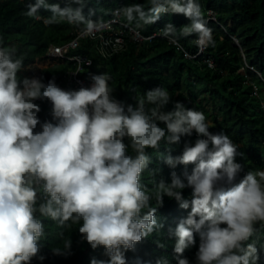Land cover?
I'll list each match as a JSON object with an SVG mask.
<instances>
[{
  "label": "clouds",
  "instance_id": "obj_1",
  "mask_svg": "<svg viewBox=\"0 0 264 264\" xmlns=\"http://www.w3.org/2000/svg\"><path fill=\"white\" fill-rule=\"evenodd\" d=\"M73 2L79 7L61 8L47 0H35L28 4L25 15L43 19L46 26L65 21L83 26L79 34L92 38L110 29L107 20L117 18L113 38L117 31H123V47L110 53L98 40L81 38L80 46L68 52L71 56H83L78 49L85 40L98 43L104 55L112 56L126 49L129 37L139 43L167 38L170 44L183 49L171 23L148 36L130 25L133 21H138L137 27L140 22L154 24L165 13L181 14L190 21L181 34H196L198 51L186 53L187 57L194 59L216 43L207 26L208 21H216V15L209 11L207 21L197 0H150L147 10L133 4L95 21L90 18L91 10L87 17L83 12L86 0ZM41 8L50 16L42 17ZM131 29L146 39L135 40ZM79 34L63 44H50L47 49V57L73 64L58 83L55 79L47 83L41 78L18 79L22 59L16 57L14 48L0 46V264H31L34 257L45 259L38 255L44 225L36 218L37 211L60 225L69 221L79 224L78 232L92 249L103 246L109 261L93 258L91 264H126L125 251L134 249L158 226L157 208L150 206L152 197L140 182L150 162L146 149H159L162 141L179 143L182 136L193 132L197 135L194 145L186 143L181 156L168 155L164 161L173 169L178 164L195 167L191 173L185 170L183 178L173 171L171 183L161 180L155 189L159 205L166 195L175 198L182 209H191L173 233L177 264H190L189 259L181 257L195 245L194 234L199 235L196 264H257V248L245 242L254 234L255 225L264 223V170L250 171L233 185L242 171L235 160L238 145L226 134L211 133L201 111L188 109L180 102L172 111H163L171 100L164 88L148 90L135 107L113 97L111 78L106 74L93 76L90 87L60 88L64 75L76 66L67 58L51 55V49L69 44ZM83 57L85 68L90 62ZM208 61H213L212 67ZM204 62L210 68L215 66L213 58ZM36 100L51 102L56 123H41ZM38 124L42 130L34 132ZM129 148L135 155L129 154ZM225 184L233 186L225 188ZM38 186H42L47 200L37 209ZM186 187L192 189L190 200L180 191ZM146 208L148 211L143 212ZM70 247L66 243L65 251L53 252L65 254ZM157 264L168 261L161 258Z\"/></svg>",
  "mask_w": 264,
  "mask_h": 264
},
{
  "label": "trees",
  "instance_id": "obj_2",
  "mask_svg": "<svg viewBox=\"0 0 264 264\" xmlns=\"http://www.w3.org/2000/svg\"><path fill=\"white\" fill-rule=\"evenodd\" d=\"M34 2L0 0V46L14 48L16 57L22 59L23 68L18 73V79L41 78L44 83L55 79L58 83L73 64L47 57V49L50 44H63L71 40L80 33L83 26L77 27L66 21L46 26L43 19L37 20L25 15L28 4ZM47 2L59 4L61 8L79 7L73 0ZM197 2L207 21L209 11L216 15V21L210 20L207 25L212 29L215 46L208 47L202 55L194 59L186 55L198 51L196 34L187 37L181 34L182 27L190 21L181 14L165 13L154 24L143 25L140 22L137 27L138 21H133L130 25L148 36L171 23L176 27L175 37L183 49L170 44L167 38L156 37L139 43L129 37L125 50L108 56L104 55L98 43L85 40L78 52L90 63L85 65L81 76L92 84L93 76L108 75L111 78L109 84L113 89V97L125 105L135 107L148 90L161 87L168 91L171 98L163 111H172L174 104L180 102L188 109L203 112L211 126V133L226 134L238 145L235 160L242 165V171L233 181L234 185L248 172L264 170V0ZM133 4L143 5L145 10L151 6L150 0H86L83 12L87 17L91 10L93 14L90 18L95 21L106 19L115 10ZM39 14L48 17L51 13L41 8ZM232 37L239 41V45H234ZM243 53L246 56L244 61L241 56ZM208 57L214 59V68L204 62ZM254 89L257 94L253 93ZM34 103L40 106L41 111L37 115L41 123L57 122L53 119L50 101L36 100ZM151 107L146 105V108ZM160 126L164 127L162 123ZM41 130L38 124L34 132ZM196 139L197 135L193 132L191 136H182L179 143L162 141L159 149H146L150 162L142 172L140 182L152 197L150 206L157 208L158 226L137 243L134 249L125 251L126 264H157L161 258L166 259L168 264H177V254L174 252L176 238L173 233L179 221L186 218L191 209H182L175 198L166 195L163 204L159 205L155 189L161 180L171 183L173 171L181 178L185 170L191 173L194 164H178L173 169L165 163L164 157L181 156L185 144L194 145ZM128 152L135 155L131 148ZM233 185L225 184L223 187ZM180 191L183 198L191 199L190 187ZM46 200L47 194L43 192L42 186H38L37 209ZM147 211V208L143 210ZM35 215L44 225L38 255L45 259L41 261L34 257L31 264H91L93 258L109 261L103 246L92 249L82 239L78 232L79 224L69 221L60 225L39 211ZM194 238L195 245L186 249L181 257L189 259L190 264H196L199 247V235L194 234ZM66 243H70L71 247L65 254L57 255L53 252L55 249L65 251ZM245 243L255 245L259 256L257 264H264V223L255 225L254 234Z\"/></svg>",
  "mask_w": 264,
  "mask_h": 264
},
{
  "label": "built area",
  "instance_id": "obj_3",
  "mask_svg": "<svg viewBox=\"0 0 264 264\" xmlns=\"http://www.w3.org/2000/svg\"><path fill=\"white\" fill-rule=\"evenodd\" d=\"M111 22L110 29L103 30L101 33H97L95 38L92 37H82L79 36L71 41L69 44L63 47H54L51 49L50 54L53 56H59L63 58H67L75 63L76 69L68 71L66 75H64L63 79L60 81L58 86L64 90H78L81 87H90L87 80L81 76V72L84 69L85 58L81 55H69V51L76 49L81 44V38H89L92 40H98L102 48L109 51L110 53L117 52L123 47V31H115L116 36L113 38V33L115 30L114 24L119 22V19L113 18L107 20ZM131 33L133 37L137 41H142L144 36L139 32L131 29ZM150 39V38H149ZM177 44V43H175ZM210 67L213 66V61H208ZM91 111V109H90Z\"/></svg>",
  "mask_w": 264,
  "mask_h": 264
},
{
  "label": "rangeland",
  "instance_id": "obj_4",
  "mask_svg": "<svg viewBox=\"0 0 264 264\" xmlns=\"http://www.w3.org/2000/svg\"><path fill=\"white\" fill-rule=\"evenodd\" d=\"M232 39H233V43H234V45H238V41H237V39L236 38H234V37H232ZM242 58H243V61L245 60V54L243 53L242 55ZM213 121V120H212Z\"/></svg>",
  "mask_w": 264,
  "mask_h": 264
}]
</instances>
